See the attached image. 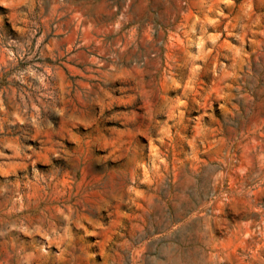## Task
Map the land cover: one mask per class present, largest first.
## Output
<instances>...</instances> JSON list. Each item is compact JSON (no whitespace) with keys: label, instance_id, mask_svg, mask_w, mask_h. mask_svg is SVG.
<instances>
[{"label":"rangeland","instance_id":"374dc122","mask_svg":"<svg viewBox=\"0 0 264 264\" xmlns=\"http://www.w3.org/2000/svg\"><path fill=\"white\" fill-rule=\"evenodd\" d=\"M0 264H264V0H0Z\"/></svg>","mask_w":264,"mask_h":264}]
</instances>
